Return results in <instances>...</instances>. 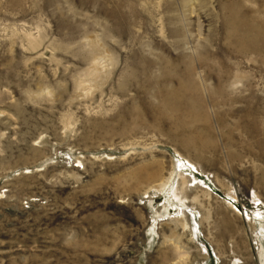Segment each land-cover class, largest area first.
<instances>
[{
    "label": "rangeland",
    "instance_id": "rangeland-1",
    "mask_svg": "<svg viewBox=\"0 0 264 264\" xmlns=\"http://www.w3.org/2000/svg\"><path fill=\"white\" fill-rule=\"evenodd\" d=\"M0 264H264V0H0Z\"/></svg>",
    "mask_w": 264,
    "mask_h": 264
},
{
    "label": "bare ground",
    "instance_id": "bare-ground-1",
    "mask_svg": "<svg viewBox=\"0 0 264 264\" xmlns=\"http://www.w3.org/2000/svg\"><path fill=\"white\" fill-rule=\"evenodd\" d=\"M234 94V93H233ZM160 171V167L159 165L155 166L153 169H152V176L155 178L158 176V174ZM148 175V174H147ZM172 175L171 174L169 176V178L167 180H165L162 184H160L158 186V189H159V193H162L163 196L166 197V204L168 205V207L171 209V210H174L175 212H177V217L180 219V221H183V226L185 225L184 223V219H185V214H184V210L187 209V207L185 206V203L183 200H181L179 198V195L177 194V190H175V177L172 179ZM181 183V186H185L186 184V180L179 175V179H178ZM172 198V199H171ZM164 213L166 215H168V211L164 208ZM179 221V220H176V222ZM186 226V225H185ZM261 256H263V253H261Z\"/></svg>",
    "mask_w": 264,
    "mask_h": 264
}]
</instances>
